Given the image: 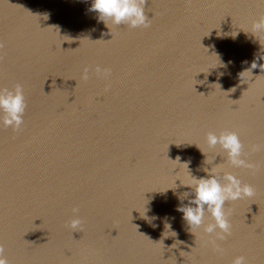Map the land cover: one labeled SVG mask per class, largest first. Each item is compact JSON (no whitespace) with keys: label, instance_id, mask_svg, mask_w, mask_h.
<instances>
[{"label":"water","instance_id":"95a60500","mask_svg":"<svg viewBox=\"0 0 264 264\" xmlns=\"http://www.w3.org/2000/svg\"><path fill=\"white\" fill-rule=\"evenodd\" d=\"M90 2L0 0V89L26 103L0 124L8 264H264V0H144L147 27L109 29ZM226 131L251 168L208 147ZM215 165L253 189L225 202L223 240L176 210Z\"/></svg>","mask_w":264,"mask_h":264},{"label":"clouds","instance_id":"9594fccd","mask_svg":"<svg viewBox=\"0 0 264 264\" xmlns=\"http://www.w3.org/2000/svg\"><path fill=\"white\" fill-rule=\"evenodd\" d=\"M84 2H87V0H84ZM143 4L144 0H91L88 11L95 13L97 21L102 22L108 29L109 24L113 26L126 24L132 28L147 27L148 19L146 18ZM251 34L257 40L261 35H264V17L253 22ZM255 67L257 65L253 62L251 68ZM243 73H249L251 76V69L240 73L241 83ZM25 108L26 103L22 86L17 85L12 90L0 89V124L13 130L19 129L23 124ZM206 142L209 148H215L219 145L220 149L225 153L228 162L233 166L252 167L251 164L246 163L241 158L243 145L237 133L226 131L217 135L209 132ZM199 150L206 160L205 153L200 148ZM177 158L179 162V157ZM181 164L186 165L188 169L190 161ZM202 171L206 175L199 178L190 175L191 183L189 184H184L180 181L181 185L189 188V191L184 192L177 198L181 202L187 199L188 202L186 204L180 203L176 210L182 213V219L187 224L188 231L191 234L203 226L205 233L215 234L218 239L223 240L231 233V225L224 211L225 202L241 199L242 197H251L253 189L250 185L242 184L236 176L228 172L224 173L222 177L224 182L222 183L221 179L217 178L219 173L216 165L210 169L204 168ZM73 211L76 212L77 210L74 209ZM206 212L211 216L213 222L204 225ZM80 223V219L74 217L70 222V227L76 229L80 226ZM165 226H167L168 230L171 228L169 223H165ZM210 242L215 243L214 241ZM0 264H8L2 248H0ZM233 264H246L245 258L238 256L234 259Z\"/></svg>","mask_w":264,"mask_h":264}]
</instances>
